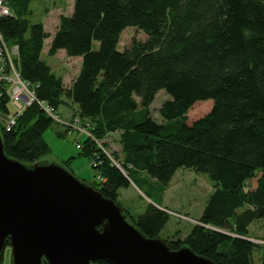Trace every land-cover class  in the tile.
<instances>
[{
	"label": "trees",
	"instance_id": "1",
	"mask_svg": "<svg viewBox=\"0 0 264 264\" xmlns=\"http://www.w3.org/2000/svg\"><path fill=\"white\" fill-rule=\"evenodd\" d=\"M7 1L13 16L0 20V32L20 46L22 77L41 105L8 130L13 113L7 96L0 99L6 155L33 165L50 154L43 135L56 121L47 109L57 113L67 97L78 119L92 125L93 139L79 149L99 162L101 182L93 188L118 202L133 174L158 182V196L147 195L145 210L128 216L146 237L160 238L169 221L160 208L164 193L179 169H190L209 175L214 191L185 241H163L215 264H254L249 228L264 219V0H73L55 32L30 24L35 0ZM127 29L145 40L121 49ZM46 47L50 57L64 51L82 59L69 84L43 59ZM161 90L170 99L158 122L148 112ZM199 107L209 109L196 113ZM117 131L120 162L100 144Z\"/></svg>",
	"mask_w": 264,
	"mask_h": 264
},
{
	"label": "water",
	"instance_id": "2",
	"mask_svg": "<svg viewBox=\"0 0 264 264\" xmlns=\"http://www.w3.org/2000/svg\"><path fill=\"white\" fill-rule=\"evenodd\" d=\"M8 246L12 264H215L146 237L64 166L9 158L0 135V260Z\"/></svg>",
	"mask_w": 264,
	"mask_h": 264
},
{
	"label": "rangeland",
	"instance_id": "3",
	"mask_svg": "<svg viewBox=\"0 0 264 264\" xmlns=\"http://www.w3.org/2000/svg\"><path fill=\"white\" fill-rule=\"evenodd\" d=\"M72 6L73 0H35L31 3V14L27 19L30 24L41 22L48 31L55 32L60 16L70 14ZM126 31L122 35L121 49L129 46L133 39L145 40L146 38L138 30L127 29ZM46 51L47 47L43 59L51 66L53 72L63 78L66 85L69 84L79 74L82 59L70 58L64 51L55 57H50ZM168 99H170L169 95L161 90L149 108V115L158 122H161L160 109ZM207 109L209 108L199 107L195 112H203ZM77 113L78 107L64 97L59 111L51 113L56 121L55 124L43 135L51 149L50 154L38 162L64 166L78 180L95 187L101 182L99 162L93 157L80 155L79 149V145H82L87 137H93L90 133L92 125L86 120H79ZM120 135L121 131H117L101 138L100 142L101 145L104 144L108 155L118 156L119 162L123 158ZM132 179L134 182L131 187L120 191L117 203L127 212V216L136 217L145 210L147 204L152 202L147 195L158 196L159 184L142 172L133 174ZM214 187L215 184L209 175L190 169H179L165 193L163 204L160 205V208L169 214V221L160 233V239L170 240L176 233L181 241H185L193 229L201 224L200 216ZM223 231L228 232V230ZM249 236L250 240L257 245L253 253L254 264H264V219L252 224L249 228ZM11 253L12 249L8 246L2 264H11Z\"/></svg>",
	"mask_w": 264,
	"mask_h": 264
},
{
	"label": "built area",
	"instance_id": "4",
	"mask_svg": "<svg viewBox=\"0 0 264 264\" xmlns=\"http://www.w3.org/2000/svg\"><path fill=\"white\" fill-rule=\"evenodd\" d=\"M12 16L13 11L8 1L0 0V20ZM4 96H7L13 113L6 122L8 130L27 108L33 104L41 105L34 87L22 77L20 46L8 43L0 32V99ZM47 112L53 116L50 109Z\"/></svg>",
	"mask_w": 264,
	"mask_h": 264
},
{
	"label": "crops",
	"instance_id": "5",
	"mask_svg": "<svg viewBox=\"0 0 264 264\" xmlns=\"http://www.w3.org/2000/svg\"><path fill=\"white\" fill-rule=\"evenodd\" d=\"M45 28H46V27H45ZM46 52H47V51H46ZM60 52H61V51H60ZM60 52H59V53H60ZM44 53H45V50H44ZM59 53H58V54H59ZM42 57H43V56H42ZM75 77H76V76H75ZM75 77H74V78H75ZM74 78H73V79H74ZM166 192H167V190H166ZM166 192H165V193H166ZM165 193H164V196H163L162 201H161L162 204H163V202H164L163 200H164V197H165ZM200 217H201V216H200ZM251 226H252V225H251ZM251 226H250V227H251ZM176 236H177V235H176V233H175V235H174L173 237H176ZM11 264H12V260H11Z\"/></svg>",
	"mask_w": 264,
	"mask_h": 264
}]
</instances>
